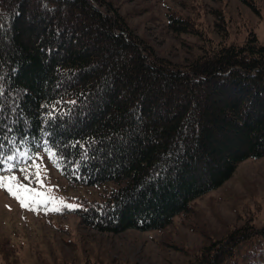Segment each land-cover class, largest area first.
<instances>
[{
	"label": "trees",
	"instance_id": "obj_1",
	"mask_svg": "<svg viewBox=\"0 0 264 264\" xmlns=\"http://www.w3.org/2000/svg\"><path fill=\"white\" fill-rule=\"evenodd\" d=\"M168 26L198 34L180 18ZM45 141L71 185H103L76 210L84 227L162 230L264 158V46L251 32L179 66L105 0H0V145L38 156ZM188 264H264V225L233 229Z\"/></svg>",
	"mask_w": 264,
	"mask_h": 264
},
{
	"label": "rangeland",
	"instance_id": "obj_2",
	"mask_svg": "<svg viewBox=\"0 0 264 264\" xmlns=\"http://www.w3.org/2000/svg\"><path fill=\"white\" fill-rule=\"evenodd\" d=\"M105 1L144 45L179 66L194 61L208 43L242 44L251 32L264 46V0H246L253 8L240 0ZM170 18L189 22L198 34L176 33L168 26ZM222 26L223 37L217 31ZM38 156L47 174L45 187L73 207L30 211L0 190V264H188L206 244L233 229L264 225V158L241 162L230 179L194 200L189 213L162 230L109 234L84 227L76 213L83 199L104 192L103 185L73 186L45 154ZM15 175L27 183L19 172Z\"/></svg>",
	"mask_w": 264,
	"mask_h": 264
},
{
	"label": "snow or ice",
	"instance_id": "obj_3",
	"mask_svg": "<svg viewBox=\"0 0 264 264\" xmlns=\"http://www.w3.org/2000/svg\"><path fill=\"white\" fill-rule=\"evenodd\" d=\"M15 145V141H11ZM44 154L54 166H58L59 157L48 147L47 141L44 145ZM3 145H0V190L15 199L21 208L37 211L38 208H46L47 211H59L61 207L72 208V205L66 204L63 200H58L52 195L53 189L45 187L44 181L47 179V174L44 169L37 163L41 157L30 154L28 150L11 151V154H5ZM26 161H31V164H26ZM19 172L23 181L15 175ZM35 184L42 191L37 190L32 185Z\"/></svg>",
	"mask_w": 264,
	"mask_h": 264
}]
</instances>
